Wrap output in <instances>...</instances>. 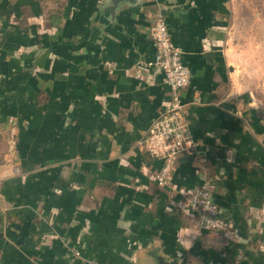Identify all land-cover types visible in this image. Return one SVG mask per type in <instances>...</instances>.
I'll use <instances>...</instances> for the list:
<instances>
[{
	"label": "crops",
	"instance_id": "obj_1",
	"mask_svg": "<svg viewBox=\"0 0 264 264\" xmlns=\"http://www.w3.org/2000/svg\"><path fill=\"white\" fill-rule=\"evenodd\" d=\"M160 10L195 144L169 184ZM207 175L229 232L181 208ZM264 264V0H0V264Z\"/></svg>",
	"mask_w": 264,
	"mask_h": 264
},
{
	"label": "built area",
	"instance_id": "obj_2",
	"mask_svg": "<svg viewBox=\"0 0 264 264\" xmlns=\"http://www.w3.org/2000/svg\"><path fill=\"white\" fill-rule=\"evenodd\" d=\"M148 36L154 47V56L150 61L141 62V67H152L161 72L162 81L168 87V99L151 121L141 144L150 156L161 160V166L153 177L158 186L166 187L179 157L191 153V148L195 146L182 100V92L190 82V72L182 60L181 49L171 41L165 16L160 10L150 23ZM180 206L196 214L202 228L218 233L229 232L231 225L221 215L213 199L207 175H203L198 185L186 191Z\"/></svg>",
	"mask_w": 264,
	"mask_h": 264
},
{
	"label": "water",
	"instance_id": "obj_3",
	"mask_svg": "<svg viewBox=\"0 0 264 264\" xmlns=\"http://www.w3.org/2000/svg\"><path fill=\"white\" fill-rule=\"evenodd\" d=\"M114 3H117V2H119V1H122V0H112ZM127 1H129V0H127ZM174 262H167L166 264H173Z\"/></svg>",
	"mask_w": 264,
	"mask_h": 264
}]
</instances>
